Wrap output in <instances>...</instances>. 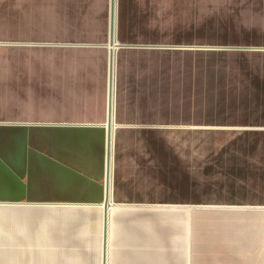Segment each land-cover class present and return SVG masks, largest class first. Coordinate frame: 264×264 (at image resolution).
<instances>
[{
	"label": "crops",
	"instance_id": "obj_1",
	"mask_svg": "<svg viewBox=\"0 0 264 264\" xmlns=\"http://www.w3.org/2000/svg\"><path fill=\"white\" fill-rule=\"evenodd\" d=\"M198 1L204 14L209 9L215 15H240L242 22L205 26L235 31L218 34L228 42L175 46L209 51L193 55L192 66L188 65L181 77L178 73L176 79L181 80L172 81L177 87L173 94L187 97L177 100V105L184 106L181 109L190 116H202L201 123L177 127L225 132L243 129V133L187 134L179 140L116 135V127L138 126L123 120L119 88L130 86L132 74L140 76V72L151 80L152 73L156 75L161 69L157 63L161 57L156 61L152 54L157 45L120 35L116 48V31L157 30L156 24L140 16L149 13L161 17L162 0H115L114 101L107 162L110 0H0V127L35 124L18 114L19 92L13 98L3 91L4 79L15 87L19 78L27 81V87L33 85L35 59L22 57L27 66L20 67V57L7 56L3 46H32L36 39H55L108 48L104 59L78 52L44 57V62L58 63L45 65L42 73L44 78L53 79L48 84L52 93H48L54 105L45 109L57 111L59 116L42 122L56 125H38L42 127L27 133L22 141L26 161H8L19 154V139L0 133V184H5L0 189L21 192L2 195L0 201L83 203L41 206L70 208L66 210L74 215L86 213L90 221L79 235L90 241L92 250L100 249L107 224L108 252L106 261L101 253V264H264V0ZM234 7L239 10H232ZM117 14L124 17L118 25ZM232 40L236 44L230 45ZM135 60L143 62L133 70L128 64ZM122 65L125 67L120 70ZM177 69L183 71L181 66ZM150 87L154 96L162 92ZM35 137L52 140L51 156L36 157ZM155 141L188 142V146L186 150L178 146L177 150L153 151L144 145ZM131 143L144 149L133 153L126 145ZM182 158L184 163L174 162ZM36 162L43 165L36 167ZM179 166L191 168L187 177L197 192L194 199L209 202L178 199L172 177L177 171L173 168ZM39 182H43L44 194L36 199L35 184ZM211 192L215 198H210ZM126 217L133 218L125 221ZM27 230L20 221L0 219V264H32L35 260L43 264H93L94 258L89 260L86 255L64 254L59 242L66 230L44 223L40 233L32 236L36 239L33 243Z\"/></svg>",
	"mask_w": 264,
	"mask_h": 264
},
{
	"label": "rangeland",
	"instance_id": "obj_2",
	"mask_svg": "<svg viewBox=\"0 0 264 264\" xmlns=\"http://www.w3.org/2000/svg\"><path fill=\"white\" fill-rule=\"evenodd\" d=\"M238 7H234L232 10L238 11ZM147 9V8H146ZM145 9V10H146ZM149 9H147L148 11ZM204 9L198 0H162V15L159 14H146L145 16H140V19L144 18V21L151 22L156 24L158 27L157 30H141V31H116L117 43H120V35L122 38L127 40H133L146 44H153L156 46V52L152 54L156 56V61L158 57L161 59L157 63L161 64V69L155 75L152 73V77H149L151 80L144 78V75L139 72L140 76L137 74H132L130 78V86L128 88L121 87L119 88V94H123L122 99V115H124L123 120L127 123L135 124L138 126L133 127H116V135L120 137L131 136H142L146 138L161 139L159 137H168L179 140V138L185 135H230V134H242L243 129H235L237 131H217L216 129L208 128H187V127H177V125H187L188 123L198 122L201 123L202 116L193 117L190 116L188 112L181 109L184 106H178L177 100H185L186 95L179 94L178 96L173 93L176 90V85L173 86L172 81L181 80L176 79L178 73L181 77L186 71L187 66H192V56L193 55H202L204 52H209L206 49H178L175 46L177 45H205V44H222L228 42L224 38L219 37L218 34L234 33L235 31L224 32L216 29H209L208 26L214 23H240V15H231L227 14H210L209 9L204 14ZM130 18H133L132 15H129ZM139 19V18H138ZM124 21V17L120 14H117L116 23L117 25ZM42 21H36V24L41 23ZM206 28V29H205ZM124 34V36H123ZM78 41H68L60 42L55 39H36L34 40V45L32 46H22L18 44L17 46H3V51L7 56H18L20 61L17 63L20 67H26L27 63L22 62V57L30 56L34 57V70L35 77L33 79V85L27 87L26 80L19 78L16 81L19 82V86L11 85V80L4 79L3 91L7 94H11L14 98L15 93L19 92V102L18 110L19 115H23L24 119L28 122H35V124H25L24 126H15V127H0V133L3 135L10 134L16 139H19L18 147L20 149L19 154L15 157L8 159L10 163L18 162L19 160L26 161V153L22 152V148L25 147L23 139L25 140L28 136L27 133L33 130V128H41L42 123L45 121H54L49 120L59 116V112L46 110L45 106L54 105L53 101H50L49 93H52V87L48 85L53 79L44 78L42 73L43 67L56 65L58 63H47L44 62L45 56H63L67 54H89L95 57L96 59H104L107 56L108 48H90L82 47L78 44H75ZM46 43V44H44ZM230 45L236 44L233 40L229 42ZM264 45V43H262ZM106 52V55L105 53ZM176 57H173V56ZM58 60V59H56ZM204 60V59H203ZM143 61L135 60L132 64L133 70L137 68ZM154 62V60L152 61ZM143 64V63H142ZM142 64L140 67H142ZM247 64V63H245ZM30 65V64H29ZM62 65H65L62 63ZM68 65H70L68 63ZM79 65V64H78ZM127 65V64H125ZM158 65V64H157ZM248 65V64H247ZM5 67L9 65L4 64ZM76 66V64H75ZM178 66L183 68V71H178ZM125 67V66H124ZM123 65L120 66V70L124 69ZM7 69V68H6ZM9 70V68H8ZM139 70V69H138ZM128 74V73H127ZM175 79H174V78ZM32 79H29V83L32 82ZM185 81V79H183ZM152 81V82H151ZM8 82V83H6ZM48 82L45 86L44 83ZM154 82V83H153ZM153 83V84H150ZM154 86L157 90H162L158 96V99L155 94H153L154 89L150 86ZM47 92L48 94L46 95ZM152 93V94H151ZM264 99V95H261ZM120 98V96H119ZM58 102V101H57ZM55 102V103H57ZM28 107L29 110L28 116H26V111L22 108ZM174 125V126H173ZM8 130V131H7ZM229 130V129H226ZM182 135V136H181ZM150 136V137H149ZM133 138V137H132ZM34 147L36 157L41 154H46V158L51 156L49 151L52 148V140L48 139L47 141H42L39 138L35 137ZM127 145V149L132 150L135 153L137 150H143L144 148L140 147L141 144L131 143ZM147 146L148 150L153 151H163L170 149H180L178 146H182L183 150L187 149L188 142H148L144 143ZM43 150V151H42ZM42 151L43 153H40ZM22 158V159H20ZM45 158V160H46ZM186 159H176L174 162L184 163ZM50 161V158L47 159ZM43 163L36 162V167H40ZM179 168V169H178ZM178 168H173L176 171V174L173 175V184L178 187V199L180 201L185 200H195V202H209L201 197H196L194 199V194L197 192L191 189L192 185L190 180L187 177V170L191 168L186 166H179ZM24 170V169H23ZM44 172L43 170V176ZM48 172V171H47ZM20 173V172H19ZM20 184V183H19ZM5 186V184L0 187ZM35 196L36 199L42 198L43 191V182L36 183ZM191 190V191H190ZM19 194L21 192H8L0 189V196L5 194ZM48 193V192H47ZM241 194V193H240ZM210 198H215V194L211 192ZM244 198V197H243ZM64 207H44L41 205H0V214L5 216L0 217V219H13L20 221L23 225L26 226L27 235L29 234V242L33 243L36 241L32 236L34 234H39V228L42 224H46L52 229L66 230L63 233L62 239L59 242L61 249L65 255L71 254L72 252H77L83 254L90 258H94L93 264H101V253H102V239L100 241V249L90 248V241L86 237L79 235L83 231V227L88 223L90 219L86 213L72 214L67 211ZM72 209V208H71ZM74 210V209H73ZM75 213V212H73ZM7 214V216H6ZM13 214V215H8ZM72 214V215H71ZM133 217H126L125 221L131 220ZM93 221L91 226H93ZM90 226V228H91ZM100 262V263H99ZM38 260H35L32 264H39ZM43 264V263H40Z\"/></svg>",
	"mask_w": 264,
	"mask_h": 264
},
{
	"label": "water",
	"instance_id": "obj_3",
	"mask_svg": "<svg viewBox=\"0 0 264 264\" xmlns=\"http://www.w3.org/2000/svg\"><path fill=\"white\" fill-rule=\"evenodd\" d=\"M114 13H115V0H110V47L114 45ZM117 43V41H116ZM120 44H116V48L119 47ZM113 52L115 51L113 49L109 48V73H108V108H109V118L107 120L106 126L108 128V139H110V132H111V101H112V88H113ZM42 125H56V124H50V123H37ZM110 160V145L106 146V161L108 162ZM109 203L108 197L105 194L104 198V206L107 207V204ZM10 204H26V205H51V204H83V203H75V202H69V203H61V202H23V201H0V205H10ZM87 204V203H86ZM107 219V217H106ZM103 239L102 243V260L105 258L106 261V254L108 252V248L106 246V236H107V224H106V230L103 229Z\"/></svg>",
	"mask_w": 264,
	"mask_h": 264
},
{
	"label": "bare ground",
	"instance_id": "obj_4",
	"mask_svg": "<svg viewBox=\"0 0 264 264\" xmlns=\"http://www.w3.org/2000/svg\"><path fill=\"white\" fill-rule=\"evenodd\" d=\"M114 28H115V13H114ZM114 47L115 46H112V47H110V49H113ZM115 49H113V50L115 51ZM113 62H114V52H113ZM113 101H114V66H113V88H112V101H111V121H112ZM111 125H112V122H111ZM107 132H108V128H107ZM110 135H111V132H110ZM108 144L110 145V149H111V136H110V139L107 138V146H108Z\"/></svg>",
	"mask_w": 264,
	"mask_h": 264
}]
</instances>
